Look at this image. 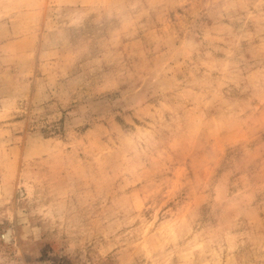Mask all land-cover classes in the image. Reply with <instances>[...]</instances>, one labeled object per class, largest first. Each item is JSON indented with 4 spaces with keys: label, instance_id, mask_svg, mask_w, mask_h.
Listing matches in <instances>:
<instances>
[{
    "label": "rangeland",
    "instance_id": "rangeland-1",
    "mask_svg": "<svg viewBox=\"0 0 264 264\" xmlns=\"http://www.w3.org/2000/svg\"><path fill=\"white\" fill-rule=\"evenodd\" d=\"M0 264H264V0H0Z\"/></svg>",
    "mask_w": 264,
    "mask_h": 264
},
{
    "label": "crops",
    "instance_id": "crops-1",
    "mask_svg": "<svg viewBox=\"0 0 264 264\" xmlns=\"http://www.w3.org/2000/svg\"><path fill=\"white\" fill-rule=\"evenodd\" d=\"M98 129H102V125H99V126H98Z\"/></svg>",
    "mask_w": 264,
    "mask_h": 264
}]
</instances>
